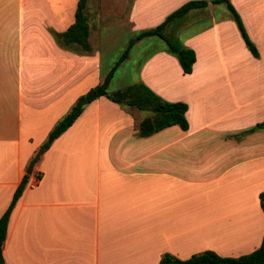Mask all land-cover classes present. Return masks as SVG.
Segmentation results:
<instances>
[{
    "label": "crops",
    "instance_id": "obj_1",
    "mask_svg": "<svg viewBox=\"0 0 264 264\" xmlns=\"http://www.w3.org/2000/svg\"><path fill=\"white\" fill-rule=\"evenodd\" d=\"M97 1L104 26L132 25L134 34L147 4L157 13L167 8L158 23L189 0ZM77 2L0 0V217L27 175L9 215L5 263L158 264L165 253L186 259L205 250L239 256L258 248L264 128L248 129L264 120L262 0H230L257 57L234 18L213 16L184 41L196 55L191 73L168 50L141 66L142 83L188 105L186 130L172 125L140 136L139 121L149 113L100 96L27 174L54 125L105 77V27L97 41L89 27L88 51L61 37Z\"/></svg>",
    "mask_w": 264,
    "mask_h": 264
},
{
    "label": "trees",
    "instance_id": "obj_2",
    "mask_svg": "<svg viewBox=\"0 0 264 264\" xmlns=\"http://www.w3.org/2000/svg\"><path fill=\"white\" fill-rule=\"evenodd\" d=\"M87 1L88 0H78L74 22L63 33H61V37L67 45L73 44L86 51L90 50L88 42L89 25L84 13ZM209 3L226 4L236 22L237 28L240 31L247 49L253 56L257 57V48L249 38L245 27L230 0H189L170 12L165 19L155 27L142 30L138 37L157 36L161 38L165 42L167 50L177 57L182 72L184 74H189L192 72L193 64L196 60L195 51L192 48L181 44L173 36L166 34V30L171 24L184 18L189 11L205 8ZM132 44V42L129 43L128 48L120 55L101 83L91 87L87 92L76 99L71 109L48 133L47 139L43 142L41 148L44 150L47 149L54 139L73 124L77 117L82 113L85 106L100 96H105L110 101L121 106L147 111L149 114L141 119L138 124L140 136L151 135L172 125H178L183 130L188 128V121L185 115L188 105L185 102L166 101L142 82L130 84L114 91L108 90V85L114 70L127 58L129 47ZM261 128H264V120L248 129V131ZM26 181L27 175L23 177L13 195L10 205L0 217V264H6L2 253V247L5 240L9 215L16 200L20 196ZM259 200L261 208L264 211V192L259 193ZM158 264H264V235L258 248L239 256H221L214 251L205 250L199 253H194L186 259H180L172 254L165 253L162 255Z\"/></svg>",
    "mask_w": 264,
    "mask_h": 264
},
{
    "label": "rangeland",
    "instance_id": "obj_3",
    "mask_svg": "<svg viewBox=\"0 0 264 264\" xmlns=\"http://www.w3.org/2000/svg\"><path fill=\"white\" fill-rule=\"evenodd\" d=\"M96 1L93 0L92 4L88 6V9L86 8L87 6H85L84 13L86 11L88 15V25L93 35V37H91L92 41H97L98 32L107 29L106 32L109 33L108 38H105V41L107 42L101 46V71L104 76L111 70L120 55L128 48L129 43H133L129 47V55L127 59H125L114 70L108 85V90L114 91L130 84L142 82L140 78V69L144 62H146L154 52L165 51L168 53V51L165 42L161 38L157 36L139 38L138 35L142 30L155 27L157 24L162 22L161 20L157 23V19L164 14V10H167V8H163L160 13H157V11H154L157 10V7H153L151 5L149 6L147 4L145 19L140 23L142 25V29H140L139 32L132 34V25L129 27L127 25H123V23H119L122 26H118L115 23H108L104 26L106 22L102 23V21L99 20V5H95ZM261 3V13L264 15V0H262ZM213 16L217 21L223 16L227 19H232L233 21V16L225 3L214 4L212 6V10L210 9V11H208L207 7L191 10L180 21L171 24V26H169L166 30V34L173 36L184 45V41L189 36L197 34L207 28V26L211 24V18ZM103 27H105V29ZM236 30L238 31V29ZM174 57L177 59L175 55ZM168 70L170 73L169 76L173 81L180 80L178 71L169 67ZM178 70L180 71L179 67ZM145 113H147V111H145Z\"/></svg>",
    "mask_w": 264,
    "mask_h": 264
},
{
    "label": "water",
    "instance_id": "obj_4",
    "mask_svg": "<svg viewBox=\"0 0 264 264\" xmlns=\"http://www.w3.org/2000/svg\"><path fill=\"white\" fill-rule=\"evenodd\" d=\"M43 148H40L38 150V152L34 155V157L31 159L29 165H28V169H27V174L31 173V170L33 168V165L35 164V162L38 160L39 156L41 155V153L43 152Z\"/></svg>",
    "mask_w": 264,
    "mask_h": 264
}]
</instances>
